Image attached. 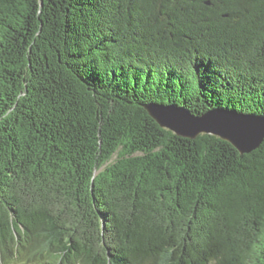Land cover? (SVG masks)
Segmentation results:
<instances>
[{
	"label": "trees",
	"instance_id": "obj_1",
	"mask_svg": "<svg viewBox=\"0 0 264 264\" xmlns=\"http://www.w3.org/2000/svg\"><path fill=\"white\" fill-rule=\"evenodd\" d=\"M150 103L264 117V0H0V264H264V141Z\"/></svg>",
	"mask_w": 264,
	"mask_h": 264
},
{
	"label": "water",
	"instance_id": "obj_2",
	"mask_svg": "<svg viewBox=\"0 0 264 264\" xmlns=\"http://www.w3.org/2000/svg\"><path fill=\"white\" fill-rule=\"evenodd\" d=\"M144 109L162 129L179 137L196 139L203 134L213 135L241 154L252 153L264 141V117L219 109L193 115L184 107L156 103L146 104Z\"/></svg>",
	"mask_w": 264,
	"mask_h": 264
}]
</instances>
